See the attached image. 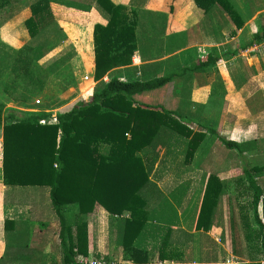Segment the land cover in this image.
I'll return each instance as SVG.
<instances>
[{"label": "trees", "instance_id": "1", "mask_svg": "<svg viewBox=\"0 0 264 264\" xmlns=\"http://www.w3.org/2000/svg\"><path fill=\"white\" fill-rule=\"evenodd\" d=\"M21 1L0 0V12ZM86 1L93 3L108 20L106 26L94 27V80L99 82L115 68L131 64L135 34L124 6L114 5L110 0ZM195 3L205 13L219 5L231 14L237 28L243 27L229 0H195ZM26 4L31 11V17L25 21L30 41L16 60L13 73L34 88H42L43 80L32 69L49 54L46 41L62 29L53 6L85 12L90 11L91 5L65 0H26ZM255 41H264V29ZM165 82L164 79L124 82L112 78L102 83L88 103L80 101L70 112L59 113L57 123L49 122L50 115L41 112L25 114L22 119L6 124L5 105L0 103L4 183L11 187L49 189L60 222L63 264H77L78 258H89L88 217L98 206L117 216L115 243L132 264H153L155 260L189 263L193 260L189 254L185 256L186 252L177 247L171 249L175 245L173 227L177 226V210L167 202L158 205L151 202L162 197L152 181L156 165L165 167L178 161L184 167L190 165L207 133L217 136L239 156L264 154V141L238 144L226 141L215 130L206 129V134L197 132L176 113L151 104L148 96L159 94ZM42 120L46 123L41 124ZM181 148L182 155L175 153ZM262 170L264 166L245 169L244 177L237 178L238 182L246 179L252 191L251 202L239 210L251 262L264 261V191L255 177ZM226 191V184L211 175L196 223L197 231L209 232L215 225ZM173 196L176 198V193ZM126 213L130 214L129 218L124 217ZM23 224L5 222L7 250L26 243L27 236L11 234L16 226ZM178 243L182 244L181 240ZM96 260L111 263L109 257L102 259L101 255Z\"/></svg>", "mask_w": 264, "mask_h": 264}, {"label": "crops", "instance_id": "2", "mask_svg": "<svg viewBox=\"0 0 264 264\" xmlns=\"http://www.w3.org/2000/svg\"><path fill=\"white\" fill-rule=\"evenodd\" d=\"M110 1L114 5L124 6L130 15L129 24L135 34L131 64L115 68L103 80L95 82L94 27L97 24L106 26L108 20L93 3L85 0V6L91 5L90 11H85V23L80 24L81 29H85V53L80 51L67 64L74 72L76 68L80 69L79 60L85 58V99L70 103L57 102L45 105L44 108L35 101L33 89L26 91L22 83L26 80L16 78L13 73L16 60L30 41L25 21L31 17V11L26 0L0 12V103L5 105L6 124L22 119L25 114L41 112L49 114V122L55 123L51 118L53 115L70 112L80 101L88 103L102 83L112 78L124 82L164 79L166 82L159 94L149 95L148 99L151 104L176 113L192 130L205 134L206 129L215 130L226 141L238 144L264 141V51L258 47L260 43L255 41L256 35L264 29V0H229L234 11L241 17L242 28H237L231 14L221 6L216 5L205 13L196 5L195 0ZM63 7L67 11L74 10ZM58 23L65 32L70 25L64 20ZM24 91L29 95H19ZM208 140H212L208 150H200ZM3 141L1 126L0 264H63L59 240L60 222L52 206L49 189L5 185ZM200 147L190 165L184 167L179 161L176 164L170 162L165 167L156 165V175L152 176L155 178L152 181L161 190L162 197L159 200V197L156 200L153 198L151 202L153 205L167 202L177 210V226L173 227L175 245L171 249L177 247L182 251H202L208 248L214 255L208 260L197 262L161 263L156 260L153 264H264V261L251 262L248 258L240 260L236 257L230 261L228 257L220 260L216 255L218 245L227 244L234 230L233 203L237 207L243 204L230 196L229 189L234 192L235 181L238 182L237 178L243 176L249 166L235 163L233 158L239 155L235 150L225 147L217 136L207 133ZM215 149L221 153L218 160H212L211 164L196 162L201 151L213 155ZM181 150L177 149L175 153L181 154ZM254 154L263 155L253 152L239 157ZM211 175L224 182L227 191L219 204L215 225L209 232L197 231L196 223ZM255 177L258 186L264 191V170ZM243 182H239L238 189H243L247 181ZM96 213L103 226L107 229L109 222L111 234H116L117 216H111L98 206L88 219ZM129 216V213L124 215ZM6 221L24 223L16 226L11 234L27 236V244L24 241L23 245L16 244L7 250ZM179 240L182 244L178 243ZM113 241L115 248L123 252L122 248L116 246L115 236ZM232 258H235L233 253ZM113 263L111 261L108 264Z\"/></svg>", "mask_w": 264, "mask_h": 264}, {"label": "rangeland", "instance_id": "3", "mask_svg": "<svg viewBox=\"0 0 264 264\" xmlns=\"http://www.w3.org/2000/svg\"><path fill=\"white\" fill-rule=\"evenodd\" d=\"M69 3L85 4V0H65ZM54 13L59 20H64L69 22V27L67 31L61 29V31L49 38L45 45L49 49V54L42 61L35 64L32 72L35 73L43 80V87L38 88L33 87L32 84L27 81H22L25 85L26 91L34 90L35 101L40 102V107L44 108L45 105L55 104L57 102H73L79 99H85V58L79 60L80 69L73 72L69 69L68 65L73 61V58L77 57L79 52L85 53V29H81L80 24L85 23V12L81 10H65L63 5H54ZM71 36V37H70ZM72 38V41H70ZM14 61V59H13ZM68 64V65H67ZM68 67V68H66ZM67 69V70H65ZM91 84V83H90ZM20 93L19 95H29ZM31 94V93H30ZM42 94L45 96L43 98ZM215 138H213L214 140ZM212 140L206 141L201 147L202 149L208 150V144ZM215 141V140H214ZM216 151V149H215ZM207 153V155H206ZM211 154V155H210ZM214 154H217L215 156ZM208 153L206 151H201L196 158V162L202 164H211L212 160L216 161L221 157L220 150L217 149L216 153ZM235 163L248 165L249 169L254 167L264 166V154L262 156L250 155V156H234ZM256 176V175H255ZM246 180V179H245ZM245 180L243 183H245ZM239 182L234 183V192L230 188V196L241 201V205H236L233 203V213L234 214V230L232 234L228 237L227 244L224 246L218 245L216 250V255L220 260L228 257L232 261L233 259L240 258V260H247L248 251L247 245L244 241V233L242 230V223L240 220V209L242 206H247L252 200V191L248 188V183L246 182L243 189L241 187L238 189ZM241 192L243 194H241ZM233 199V200H235ZM232 200V199H231ZM89 258H78L77 264H105L103 260H96L97 255H101L102 259L104 257H109L113 264H128L131 263L128 259L129 257L119 249L115 248L114 245V235L111 234L109 230V222H107V229L103 226L100 219L98 218V213L94 214L89 220ZM235 258H232V253ZM185 256L189 254L194 261L208 260L209 257H213L214 252L210 251L208 248L200 250L183 251ZM188 257V256H187ZM192 260V261H193ZM156 261V260H155ZM191 261V262H192ZM108 264V263H107Z\"/></svg>", "mask_w": 264, "mask_h": 264}, {"label": "built area", "instance_id": "4", "mask_svg": "<svg viewBox=\"0 0 264 264\" xmlns=\"http://www.w3.org/2000/svg\"><path fill=\"white\" fill-rule=\"evenodd\" d=\"M258 47H260V49H261L262 51H264V41L261 42L260 44H258ZM37 104H40V102L37 101ZM51 118H52V121H53V122L57 123V116H56V115H53ZM40 123H41V124H45L46 121H45V120H42Z\"/></svg>", "mask_w": 264, "mask_h": 264}]
</instances>
